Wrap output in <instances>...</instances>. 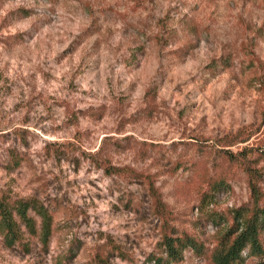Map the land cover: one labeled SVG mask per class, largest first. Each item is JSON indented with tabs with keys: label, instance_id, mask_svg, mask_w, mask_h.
<instances>
[{
	"label": "rangeland",
	"instance_id": "obj_1",
	"mask_svg": "<svg viewBox=\"0 0 264 264\" xmlns=\"http://www.w3.org/2000/svg\"><path fill=\"white\" fill-rule=\"evenodd\" d=\"M243 128L229 149L264 146V0H0V264H96L109 240L110 264H167L166 234L205 249L180 264H211L244 226L246 177L214 188L219 153L196 146L190 174L172 166Z\"/></svg>",
	"mask_w": 264,
	"mask_h": 264
},
{
	"label": "trees",
	"instance_id": "obj_2",
	"mask_svg": "<svg viewBox=\"0 0 264 264\" xmlns=\"http://www.w3.org/2000/svg\"><path fill=\"white\" fill-rule=\"evenodd\" d=\"M246 128L240 129L235 133L228 134L213 145H209L205 139L193 138L191 141H185L183 145L185 154L175 157L172 170L176 174L180 172L190 174L199 162V157L191 155L189 152L196 146L197 153L203 156L212 150L218 151L215 154V162L209 164V181L214 188L228 186L238 175V169L244 173L249 190V201L240 207L238 212L244 214V226L240 227L234 235L223 240L219 247L213 252L210 258L211 264H264V146L245 145L234 152L230 147L246 143L255 134L247 132ZM177 151V149H174ZM190 156V158H188ZM221 159V160H220ZM222 161L221 167L217 165ZM106 170L115 174H133V170L127 167H112L108 165ZM139 177L149 184L153 198L158 209L167 216L169 209L163 201L162 192L155 187L153 179L149 176L137 173ZM28 232L31 238H42L48 241L52 234L53 219L45 216L41 232H38L37 225L31 218H26ZM16 240L23 243L22 237H16ZM29 243L32 239H28ZM26 244V242L24 243ZM27 245V244H26ZM163 245L168 254L167 264H180L184 259V250H192L199 258H205V249L198 244L197 240L189 235L173 236L166 234ZM28 246V245H27ZM26 246V247H27ZM122 250L118 244L113 241H107L97 247L95 254L96 264H110L112 257L121 255Z\"/></svg>",
	"mask_w": 264,
	"mask_h": 264
}]
</instances>
